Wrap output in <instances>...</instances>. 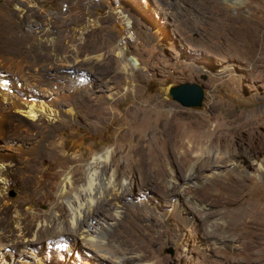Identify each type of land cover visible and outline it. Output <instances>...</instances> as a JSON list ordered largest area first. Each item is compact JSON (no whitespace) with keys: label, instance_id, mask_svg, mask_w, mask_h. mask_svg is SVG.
<instances>
[{"label":"rangeland","instance_id":"obj_1","mask_svg":"<svg viewBox=\"0 0 264 264\" xmlns=\"http://www.w3.org/2000/svg\"><path fill=\"white\" fill-rule=\"evenodd\" d=\"M5 1L0 0V14L7 17L3 22L13 43L0 36V162L13 165L12 175L4 177L15 182L4 198L19 203L29 192L22 182L37 188L41 173L27 166L40 167L39 151L59 144L61 163L43 166L50 168L46 189L54 196L31 205L37 214L49 213L56 185L91 162L90 152L114 150L120 182H130L134 173L127 171L123 152L130 139L121 135L136 134L147 143L160 118L165 129L181 125L186 148L204 130L213 136L201 151L189 152L186 168L159 142L149 149L147 161L163 162L168 171L160 188L146 181L157 194L134 189L123 200L151 218L133 213L123 218L112 236L116 245L129 250L128 256L142 253L133 242L138 233L145 264H264V220L248 217L260 221L255 230L242 219L252 207L264 209V0H39L26 6L22 18L8 13ZM128 27L134 34L130 42L123 35ZM30 62L37 70L31 77ZM183 81L202 86L199 108L169 97V87ZM11 99L37 105L34 120L11 108ZM75 154L80 159L73 162ZM171 167L180 190L173 196ZM190 174L195 184H186ZM237 183L243 193L236 204L220 205L229 201L227 187ZM233 207L239 209L235 214L229 213ZM106 209L109 223H115L112 209ZM50 244L44 238L36 249L0 257V264H112L94 258L79 239L65 240L63 250Z\"/></svg>","mask_w":264,"mask_h":264},{"label":"bare ground","instance_id":"obj_2","mask_svg":"<svg viewBox=\"0 0 264 264\" xmlns=\"http://www.w3.org/2000/svg\"><path fill=\"white\" fill-rule=\"evenodd\" d=\"M22 1L25 2L26 5L19 3L18 0H6L5 6L8 8V13H12L14 15L15 13H13V11H15L17 14H19V17L22 18L25 14L28 13V10H25L26 6H33L39 0H21V2ZM0 15H2V21L0 23V36L4 39L5 44H12V30L9 28L8 23L3 22L8 21L7 17L4 16L3 18V14ZM16 33L22 38L24 36L28 37L27 33L25 35H20L19 32ZM237 39L240 40V35L234 34L233 40ZM117 50L121 51L119 56H122L123 50H120L119 48H117ZM120 58L121 60H123L122 57ZM123 66V68H126L127 64L124 63ZM35 68L36 67L33 62L27 64V76L31 77L32 75H34V73L37 72ZM9 105L13 109H18L20 113L27 114L32 119L35 117L34 110L35 106H37L35 104L26 102L21 103L11 99V101H9ZM39 107L40 109L45 108L42 103H39ZM141 107L146 111L149 106ZM141 116L143 117V115ZM138 118L140 117H137V119ZM156 121L157 122L154 126L155 130L153 131L154 133L151 132L153 133L152 139L151 141L148 140L147 143H144L146 142L144 141V139L136 138V134L135 136H133L126 132L129 136L125 133L121 135L124 137H129L130 139V143L123 151H126V160H129V169L127 171L129 172V174L134 173L135 178H140L141 182L138 183L137 180L134 179V175L130 182H128L129 180L120 182L119 175H117V155H114V153H116L114 150H107L102 152L101 154L90 152L87 155V160H91V162H89L84 167L82 166L81 169L79 168L72 171L70 170L71 172H69L65 176V178L61 180L58 185H56L55 188L57 190V194L55 196V199L51 202V209L48 214H37L35 211V207H32L31 205L37 202L41 203V199L50 201L54 196L49 194L46 189V186H48V182L46 180L49 176L52 175L49 170L50 168L43 169V166L46 165V162H50L52 166H58L61 163V158L63 156V148L60 147L61 144L55 145L54 147L52 146V148L49 149L43 148L39 151V156L37 159L39 160L40 167H35L33 164L27 166V169L30 173H41L40 184L37 188H31L29 187L30 185L27 186L24 184V182H22L24 187L28 188L29 192L27 195L21 198L19 203L8 202V200L3 196V191L7 186H9V183L15 182V178H10L9 180H7L4 177L5 174L12 175L11 167L13 165H11V163H6L5 161L0 162V257L5 258L7 256H14V254H16L15 251H18L19 249H27L28 247L31 249L33 248V246L34 249H36V243L44 238L47 242H49V244L54 242L58 244V248L63 250V242L65 240L75 238L81 240L84 244H82L84 247L95 253L94 258L98 257L100 258V260L107 261L112 264H145L146 254H144L142 250V246L140 245L141 243L137 245L138 237H140L138 233L136 236H133V242L136 240L134 242V246L139 247L142 253L138 251L139 249H137L139 254L130 253V256H128L129 253H126L129 250L116 245V242L112 239V236L114 234L117 235V232L120 231L121 228L122 219L129 215H132L131 213L137 216H146L148 218H151V216L146 212L144 208L138 211H132L125 203H123V200L127 195H129L131 192L134 193V189L145 191L146 194H157V190L152 187L149 188L145 185L147 183L146 181L150 182V184L159 186V188L164 182L163 175H165V172L168 171V168L167 166H164L165 164H163V162L152 163L149 161V163L147 161V158H150L148 155L149 149H151V147L155 146L159 142L161 145L169 148L173 154L172 156L178 159L183 168H186L187 161L189 160L188 157L190 155L189 152L201 151L207 139L213 136L211 135V131L208 132L204 130L201 134V139H199L193 146L186 148L185 141L181 137L183 135L177 129V125H179V123L175 126V129L173 127L172 129L168 130L167 128L165 129L166 124L163 123L164 127L161 126L162 120L160 118L156 119ZM173 124H176V122ZM215 129L213 130V132L216 135L217 131ZM189 145L190 141L188 142V146ZM122 153H120L119 155L121 156ZM154 155L155 154H153V156ZM4 158L5 157H3V159ZM79 159V155L75 154L73 157V162L78 161ZM218 159H220V157ZM206 163H208V161ZM259 166L261 169L263 168V164H259ZM170 169H172L171 174L174 173L173 168H169V171ZM79 174H81V177ZM193 177L194 174H190L187 177L189 181L186 184H195V178ZM220 178H218L217 180H219ZM175 181V176L172 174L170 178V186H172V196L177 195V193L180 194L179 187L176 185ZM17 183L21 184L18 181ZM137 183L138 185H136ZM232 187H227L230 193L229 201H220L218 202L220 203V205L227 203L236 204V197L243 193V186L241 184L238 185L237 183V186ZM235 189H239L241 191H236ZM168 196H170V194H168L167 197ZM39 197H41V199ZM111 201L113 202V204L110 203ZM106 206H109L112 209L113 216L117 219L115 223H109L110 214L107 213L108 211L106 209ZM238 211L239 209L237 207H233L232 210L229 211V213L235 214ZM248 211L250 214L243 216L242 219L246 220L248 224L252 226V229L259 230L255 227V224H260V221L254 222L252 221V219L248 220V217H251L253 215L257 217V215H259L264 220V209L252 207L251 209H248ZM261 224L263 225L264 222ZM229 226H223L222 231H228ZM18 252L19 254H21L23 251L20 250Z\"/></svg>","mask_w":264,"mask_h":264},{"label":"water","instance_id":"obj_3","mask_svg":"<svg viewBox=\"0 0 264 264\" xmlns=\"http://www.w3.org/2000/svg\"><path fill=\"white\" fill-rule=\"evenodd\" d=\"M201 75V79H205ZM169 97L183 107L199 108L203 100V89L198 82L183 81L172 85L168 89Z\"/></svg>","mask_w":264,"mask_h":264},{"label":"built area","instance_id":"obj_4","mask_svg":"<svg viewBox=\"0 0 264 264\" xmlns=\"http://www.w3.org/2000/svg\"><path fill=\"white\" fill-rule=\"evenodd\" d=\"M123 35H124V41H132L134 39V34L130 33L129 27H128V31L124 32Z\"/></svg>","mask_w":264,"mask_h":264}]
</instances>
